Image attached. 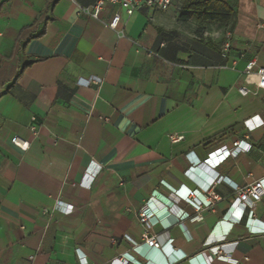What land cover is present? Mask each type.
<instances>
[{
    "label": "crops",
    "instance_id": "1",
    "mask_svg": "<svg viewBox=\"0 0 264 264\" xmlns=\"http://www.w3.org/2000/svg\"><path fill=\"white\" fill-rule=\"evenodd\" d=\"M95 1L0 0V264H200L179 253L219 245L210 264H264V197L233 204L264 177V0H224L226 24Z\"/></svg>",
    "mask_w": 264,
    "mask_h": 264
},
{
    "label": "built area",
    "instance_id": "2",
    "mask_svg": "<svg viewBox=\"0 0 264 264\" xmlns=\"http://www.w3.org/2000/svg\"><path fill=\"white\" fill-rule=\"evenodd\" d=\"M172 0H96L93 7L91 14L94 17H97V14L99 10L101 9L102 5L105 2H110L113 4H118L121 6L127 15H131L134 11L139 9L141 6H146L152 10H165L169 7ZM119 20L118 15H114L108 26L112 29H114L117 26ZM227 47V45H226ZM254 62L250 61L245 69L244 72L246 74H249L252 72ZM255 75L257 77L256 81V88L264 89V66L258 67L255 70ZM90 82L99 83V78H93L90 80H87L84 84H88ZM238 91L241 95H245L247 92H249V89L246 87H240L238 88ZM35 118L31 117V124H30V130L33 135L36 134V124L34 123ZM182 136H176L171 135L170 139L172 141H177L181 139ZM11 143L17 147L20 150H26L29 146V141L26 139H22L18 136H13L11 138ZM250 148V144L244 142L243 140H238L233 143L232 149H217L214 152L210 154V157H208L205 162L209 163L210 165L216 166L219 162H221L224 158L236 155L240 151H248ZM209 197L207 198V204H210L211 200L215 199L217 196L211 189L209 190ZM194 191H191L190 189H186V191L182 194V197L186 201H192V197H194ZM264 197V177L251 183L245 188L237 189V195L234 200V205L236 207V213L234 214L238 219L241 218L243 215V212L246 208H249L250 214L252 213V207L254 203L259 201ZM200 204H197V207H200ZM65 212H70L71 207L63 209ZM139 221L141 225L143 226V234L142 237L144 239V243L151 248L159 249L163 248V246L159 243V241L156 239L155 236L149 235L148 231L151 226L150 222V214L146 209H140L139 213ZM259 231H264V224L263 228H259ZM170 246V244H169ZM168 246V247H169ZM166 247V252L170 250L171 248ZM225 251L223 249V245L215 246L213 247L212 251L209 253H206L205 251H202L200 253H197L196 255L192 256H186L183 253H179V258H185L188 262L193 263L196 260H200V264H210L214 257L216 258H224ZM122 264L126 263V260L119 259ZM235 262V261H233Z\"/></svg>",
    "mask_w": 264,
    "mask_h": 264
},
{
    "label": "trees",
    "instance_id": "3",
    "mask_svg": "<svg viewBox=\"0 0 264 264\" xmlns=\"http://www.w3.org/2000/svg\"><path fill=\"white\" fill-rule=\"evenodd\" d=\"M233 14V6L224 0H181L179 18L226 24Z\"/></svg>",
    "mask_w": 264,
    "mask_h": 264
}]
</instances>
